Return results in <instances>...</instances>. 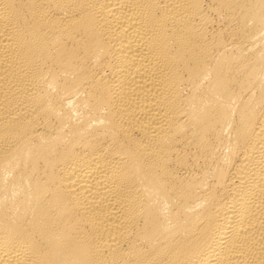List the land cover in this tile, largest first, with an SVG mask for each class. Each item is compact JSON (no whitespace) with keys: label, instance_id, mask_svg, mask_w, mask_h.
I'll return each mask as SVG.
<instances>
[{"label":"bare ground","instance_id":"obj_1","mask_svg":"<svg viewBox=\"0 0 264 264\" xmlns=\"http://www.w3.org/2000/svg\"><path fill=\"white\" fill-rule=\"evenodd\" d=\"M0 264H264V0H0Z\"/></svg>","mask_w":264,"mask_h":264}]
</instances>
